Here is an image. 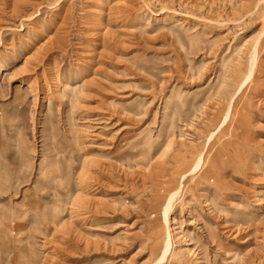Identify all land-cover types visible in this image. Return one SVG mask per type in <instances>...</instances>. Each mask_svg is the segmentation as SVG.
Masks as SVG:
<instances>
[{
	"label": "rangeland",
	"instance_id": "rangeland-1",
	"mask_svg": "<svg viewBox=\"0 0 264 264\" xmlns=\"http://www.w3.org/2000/svg\"><path fill=\"white\" fill-rule=\"evenodd\" d=\"M260 39L261 0H0V264H264Z\"/></svg>",
	"mask_w": 264,
	"mask_h": 264
},
{
	"label": "bare ground",
	"instance_id": "bare-ground-1",
	"mask_svg": "<svg viewBox=\"0 0 264 264\" xmlns=\"http://www.w3.org/2000/svg\"><path fill=\"white\" fill-rule=\"evenodd\" d=\"M262 2H263V4H264V0H261ZM256 41V42H255ZM254 41V43H255V48H253L254 49V57H253V61H252V69L251 70H249L250 72H249V74H250V76H249V78H250V80L252 79L251 77L253 76V74H255V72H256V67H257V61H258V56H259V53L261 52V50L263 49V46H264V40H255ZM232 74H234V75H231V77L234 79L235 78V70L233 71V73ZM247 78V77H246ZM246 78H245V80H246ZM248 78V79H249ZM247 79V80H248ZM245 82V81H244ZM249 82V81H248ZM246 84H247V82H246ZM66 90L67 91H71V88H66ZM78 92V91H77ZM234 96V95H233ZM234 99V98H233ZM231 106V105H230ZM230 112V111H229ZM227 116H228V114H227ZM226 116V117H227ZM232 119V118H231ZM226 122V118H225V120H224V123ZM233 122H232V120H230V122L229 123H227V126H230L231 124H232ZM235 126V125H234ZM216 134V133H215ZM213 137V135H211V138ZM215 137V136H214ZM203 155V154H202ZM202 155H199L196 159H195V161H194V164L188 169V170H186V171H182L181 173H179L178 174V178H179V182H178V184H177V186H175V187H173V188H171L170 190H169V193L167 194V196L165 197V206H164V208H165V213L167 214L168 212H169V209L170 208H172V206H173V203H174V201H176L181 195L180 194H182V196H183V194L184 193H187V191H188V189L187 188H185V186H186V183L188 182V181H190V177L191 178H193L194 176H196V175H198L199 177L198 178H201V179H203V180H208V178L209 177H211L212 175H213V171H212V168L214 167V166H212L211 165V163H210V165L209 164H207V162L209 161H207L206 162V160L204 159V157L202 156ZM210 162V161H209ZM215 167H216V165H215ZM214 167V168H215ZM90 168V167H89ZM85 169V166H83L82 167V172H83V170ZM217 170V169H216ZM178 171V170H177ZM216 172V171H215ZM219 173V172H218ZM217 173V174H218ZM81 175H83V174H80V176ZM214 175H216V174H214ZM219 178V177H218ZM196 179V178H195ZM197 180V179H196ZM199 181V180H198ZM198 181H196V182H198ZM81 183H83V182H81ZM181 183V184H180ZM181 185H183V186H181ZM80 188H82V187H80ZM219 192H220V194H221V191L220 190H218ZM185 195V194H184ZM230 202V201H229ZM231 204V203H230ZM233 204V203H232ZM165 214V215H166ZM231 231V230H230ZM167 240L165 241V243L163 244V251H162V254H161V256H160V258L159 259H157L153 264H163L166 260H168L167 259V256H168V254L171 252V249H172V245H173V243H172V238H171V235H170V233L168 234V236H167V238H166Z\"/></svg>",
	"mask_w": 264,
	"mask_h": 264
}]
</instances>
